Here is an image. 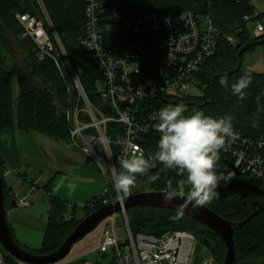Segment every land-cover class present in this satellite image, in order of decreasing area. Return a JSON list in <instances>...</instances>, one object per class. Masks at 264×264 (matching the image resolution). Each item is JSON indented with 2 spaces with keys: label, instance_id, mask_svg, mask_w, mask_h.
I'll return each instance as SVG.
<instances>
[{
  "label": "trees",
  "instance_id": "obj_1",
  "mask_svg": "<svg viewBox=\"0 0 264 264\" xmlns=\"http://www.w3.org/2000/svg\"><path fill=\"white\" fill-rule=\"evenodd\" d=\"M43 1L90 103L96 108L106 109L98 89L104 78L95 61L80 45V39L85 34L86 1ZM106 10L107 14L112 11L110 4ZM121 10L136 13L138 16L153 11L177 15L185 10L199 15L210 14L216 25L225 33L233 34L237 41L233 45L226 38L221 39L216 54L202 65L197 74L200 95L174 101L162 96L152 98L138 103L134 110L147 109L150 114L170 103L183 104L189 114L202 111L214 117L231 115L234 130L247 137L258 138L264 135V73H254L246 64L249 53L258 47L264 48V35L257 38L242 22L244 16L255 12L252 0H242L240 3L215 0L211 4L208 0H128L121 6ZM22 14L39 16L37 3L34 0H0V134L11 129L38 132L58 142L71 144L72 124L65 113L73 109L74 101L77 102L79 97L75 88L70 91L67 88V84L73 86L72 75L66 62L63 63L64 69L61 71L52 59L45 61L37 59L35 43L28 38L22 39L24 29L17 18ZM150 40L148 47L159 51V45H164L165 36L161 32L151 36ZM141 41L144 39L125 35L120 43L122 52L127 47L134 48L135 44ZM245 73L250 74L251 84L245 89V99L240 100L232 94L230 86ZM221 77L228 79V88L219 84ZM80 106L83 107L82 101ZM138 113V118L141 119L140 114L143 112ZM80 119L89 122V117L85 114H81ZM122 131L123 128L118 124L109 125V138L116 139ZM158 140L159 137L148 141L149 145L153 143L155 150ZM0 166L3 173V200L8 212L14 209L12 203L16 200L12 188L5 183L1 159ZM225 170L232 173V179L221 181L217 188L219 195L203 206L226 220L243 222L254 210L246 201L240 199V194L249 192L251 198L264 202V190L258 180L249 175L239 174L233 168V162H226L224 156L220 155L218 171ZM153 177L158 179L153 180ZM184 179V175L166 169L160 164L151 175L139 177L135 182L144 181L149 184L151 191L166 192L169 182L177 186ZM50 186L51 183L44 188L47 193L51 191ZM189 192V186H185L184 194L188 195ZM113 199L114 194L108 192L91 203L78 207L49 194L48 222L38 248H28L19 244L8 221L9 229L14 241L24 250L37 256H49L61 247L81 221ZM82 211L85 216L81 219L79 213ZM127 215L134 234L159 236L168 231H189L195 233L196 238L206 246L207 242L210 243L207 247L218 264L224 262L227 250L223 242L214 234L203 231L204 227L195 219L156 208H134L128 210ZM177 216L179 219H172ZM234 242L235 264L248 261L264 262V213L252 219L242 229H237ZM3 252L6 264H19L5 250Z\"/></svg>",
  "mask_w": 264,
  "mask_h": 264
},
{
  "label": "built area",
  "instance_id": "obj_2",
  "mask_svg": "<svg viewBox=\"0 0 264 264\" xmlns=\"http://www.w3.org/2000/svg\"><path fill=\"white\" fill-rule=\"evenodd\" d=\"M34 1L39 8V16H17L24 29L22 39L28 38L35 43L40 61L52 59L61 71L64 69L63 59L67 64L73 79V86L67 84V88L69 91L75 88L79 96L77 102L74 101L73 109L65 113L72 124V147L95 162L105 180L107 172L103 165L108 164L112 185L113 170H120L121 158L142 154L150 163L144 176L151 175L161 164L154 158L156 150L153 143L149 145L148 142L160 137L157 131L160 109L150 114L147 109L138 110L144 113L140 114L139 119L134 107L161 96L174 101L196 95L192 87L198 86L197 74L202 65L216 54L221 39L226 38L234 45L237 42L235 36L220 29L210 14L199 15L185 10L177 15L153 11L138 16L121 10L128 0H85V34L80 39V45L95 61L104 78L103 84L98 86L106 107L101 109L90 103L80 85L45 2ZM214 1L208 0L210 4ZM230 1L240 3L242 0ZM109 4L112 11L107 14ZM254 8L255 12L244 16L242 22L258 38L264 35V13ZM236 27L239 28V25ZM161 32L165 36L164 45H159V51L151 50L148 47L150 37ZM125 35L143 38L144 41L122 52L120 43ZM80 101L85 103L82 108ZM81 114L87 115L89 122H83ZM186 115H189L188 111ZM111 124L123 128L116 139L109 138L108 127ZM234 131L235 138L226 141L220 155L224 156L226 162L232 161L233 168L239 174L258 180L264 190V135L250 138ZM144 176H137L136 180ZM108 191L106 187L103 194ZM15 200L17 207L30 206L25 198L15 196ZM117 200L123 199L117 197ZM120 215L125 222L124 236L116 223V217ZM106 221L100 248L102 253L115 252L116 264H192L197 240L195 233L175 230L159 236L134 234L125 212L115 214ZM0 264H6L1 246Z\"/></svg>",
  "mask_w": 264,
  "mask_h": 264
},
{
  "label": "clouds",
  "instance_id": "obj_3",
  "mask_svg": "<svg viewBox=\"0 0 264 264\" xmlns=\"http://www.w3.org/2000/svg\"><path fill=\"white\" fill-rule=\"evenodd\" d=\"M219 84L228 88V79L221 77ZM251 84L248 73L231 84L232 94L240 100L246 97L245 89ZM187 108L183 104L169 105L160 109L157 131L160 133L154 158L166 169L177 171L185 179L179 185L167 184V191L162 199L165 204L184 196L185 186H189L187 196L194 206H203L211 202L219 193L221 181H230L232 173L218 171L220 152L225 148L226 141L234 139L233 117H214L202 111H194L186 115ZM106 140V138H102ZM120 170H113V188L118 198L127 197L135 185L137 176H144L149 168V160L142 154L130 158H121ZM158 177H153V180ZM74 189V185H69ZM172 219H179V216Z\"/></svg>",
  "mask_w": 264,
  "mask_h": 264
},
{
  "label": "crops",
  "instance_id": "obj_4",
  "mask_svg": "<svg viewBox=\"0 0 264 264\" xmlns=\"http://www.w3.org/2000/svg\"><path fill=\"white\" fill-rule=\"evenodd\" d=\"M246 62L252 72L263 74L264 48L249 53ZM0 159L4 167L5 183L8 185L9 179L12 185L8 187L12 188L13 195L21 198L32 196L40 200L43 199L42 195L48 198L51 194L72 206L82 207L101 196L106 189V180L94 162L75 150L72 144L58 142L38 132L13 129L2 132ZM50 183L51 191L47 193L44 188ZM69 185H74V189ZM10 213L11 211L7 212V218L15 233L18 223L22 222V216L16 214V217L11 218ZM104 231L105 228L96 236L89 237L90 239L83 237L79 244L76 243L79 246L73 247L69 253L72 255L71 262L88 257L95 248H99ZM40 233L43 238L44 231L41 230ZM88 263L90 262L86 260L85 264Z\"/></svg>",
  "mask_w": 264,
  "mask_h": 264
},
{
  "label": "water",
  "instance_id": "obj_5",
  "mask_svg": "<svg viewBox=\"0 0 264 264\" xmlns=\"http://www.w3.org/2000/svg\"><path fill=\"white\" fill-rule=\"evenodd\" d=\"M0 166V245L16 261L23 264H57L64 260L76 243L83 237H86L98 228L107 218L119 213H127L134 208H156L169 210L181 215L195 219L204 229L203 231L217 236L226 247V256L222 264H235V242L234 234L237 229H242L252 219L264 213V202L251 198L249 192L240 194V199L246 201L254 212L243 222H231L220 215L211 211L205 206H194L187 199L188 195L177 198L170 203L165 204L162 196L165 192H143L129 195L123 200H115L106 203L99 210L89 215L81 221L73 232L66 238L61 247L49 256H37L24 250L16 241H14L7 220V209L4 202L3 191V173ZM13 208H17L16 202L12 203ZM209 247L210 243H206ZM239 264H264L258 261H248Z\"/></svg>",
  "mask_w": 264,
  "mask_h": 264
},
{
  "label": "rangeland",
  "instance_id": "obj_6",
  "mask_svg": "<svg viewBox=\"0 0 264 264\" xmlns=\"http://www.w3.org/2000/svg\"><path fill=\"white\" fill-rule=\"evenodd\" d=\"M252 4H253V6L256 7V10L258 12L264 13V0H252ZM55 31H56V34L58 35L56 29H55ZM58 37H59V35H58ZM60 42H61V40H60ZM258 49H262V47H258L257 50ZM62 62L64 63L65 60ZM101 88H102V86H100V89ZM192 89H193V92L196 93L195 96L200 95L199 94L200 90H199L198 86H196V87L194 86V87H192ZM15 93L17 96L18 95L17 85L15 86ZM190 96H194V95H190ZM83 105H85V103ZM6 131H8V130H6ZM71 140H72V137H71ZM75 150H77V149H75ZM103 166L107 172L106 187H108V189H109L108 192L114 194L115 199H113V201H115V200H117L118 194L116 193V191L113 188V185L111 184L112 181H111V177H110V174L108 171L109 165L108 164L105 165V163H104ZM13 179H14V177H13ZM7 183L10 186L12 185V183L10 184L9 179L7 180ZM150 191L151 190H150L148 183H146L144 181L143 182H135V185L131 189L129 194L132 195V194L150 192ZM15 196L16 195H14V198H15ZM42 197H43V199L39 200V199H34V197H32V196H29L28 198H26V202H28L30 204V207H28V208L17 207V208H14L13 210L12 209L10 210L11 211L10 214L12 215L11 218L16 217V214L19 216L20 215L22 216V222L18 223L19 226H17L15 228V236H16V239L18 240L19 244H22V245L27 244L33 248H37L41 244L42 234L40 233V231L41 230L45 231V228H46L45 225H47V222H48V211L50 209V204H49L48 198L45 195H42ZM126 215H127V213H126ZM84 216L85 215H84L83 211L81 213H79V218L82 219ZM127 219H128V215H127ZM106 220L98 228H96L90 235H88L85 238H89V237L91 238L93 236H96L100 232V230H103L105 228V225L107 223ZM128 221H129V219H128ZM116 223H117L118 227H120V233H122V235L124 236V223H125L124 218L121 215L116 217ZM84 240H86V239H84ZM80 244H82V243H80ZM78 246L79 245H77V246L75 245L74 248H77ZM195 247L196 248L194 250L192 264H218L216 261H213L214 257H213L212 252L202 241L197 239L195 241ZM1 248H2V246H1ZM89 255L90 256L82 258V259H78L72 263L71 262V258H72L71 256L72 255L69 254L66 259H64L63 261H60L57 264H67L68 262H71V264H78L79 262H80L79 264H85L86 260H87V262H90L88 264H116L117 263L115 252L108 251L107 253H102L100 247L95 248L93 250V253H91ZM19 264H23V263H19Z\"/></svg>",
  "mask_w": 264,
  "mask_h": 264
}]
</instances>
